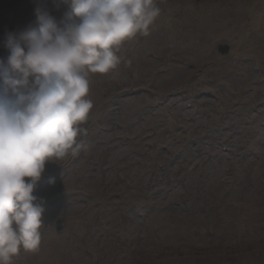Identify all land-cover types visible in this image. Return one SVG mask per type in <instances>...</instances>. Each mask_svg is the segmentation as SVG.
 <instances>
[{"label": "rangeland", "instance_id": "rangeland-1", "mask_svg": "<svg viewBox=\"0 0 264 264\" xmlns=\"http://www.w3.org/2000/svg\"><path fill=\"white\" fill-rule=\"evenodd\" d=\"M212 1L163 0L149 34L120 46L117 68L89 75L93 107L78 137L86 147L46 162L34 190L41 245L12 264H264V134L253 132L264 127V30L237 36L262 70L243 58L246 67L226 72L236 69H226L236 41L223 33L212 37L213 57L196 56L208 47ZM37 6L58 21L67 10L0 0V57L8 33L35 24Z\"/></svg>", "mask_w": 264, "mask_h": 264}, {"label": "clouds", "instance_id": "clouds-1", "mask_svg": "<svg viewBox=\"0 0 264 264\" xmlns=\"http://www.w3.org/2000/svg\"><path fill=\"white\" fill-rule=\"evenodd\" d=\"M163 0H52L67 6L59 21L43 6L35 24L8 33L0 57V264L36 251L44 208L35 194L46 162L76 155L93 107L89 75L121 62L120 46L148 35ZM30 178V179H25Z\"/></svg>", "mask_w": 264, "mask_h": 264}, {"label": "bare ground", "instance_id": "bare-ground-1", "mask_svg": "<svg viewBox=\"0 0 264 264\" xmlns=\"http://www.w3.org/2000/svg\"><path fill=\"white\" fill-rule=\"evenodd\" d=\"M206 23L210 24L209 28L207 27L209 30L208 34L219 35L223 33V35L230 37L232 40L236 41V44L232 50L235 61L226 62V69H230L233 66L236 67V69H230V70H227L226 72H229V73L232 72L233 74H235L237 70L239 71L241 68L246 67L247 65H244L241 63L242 58L250 59L253 62L254 68H258L259 70H262L263 67L260 64L256 63L255 55L250 54L254 49H251L250 46H241L238 42L237 36L239 38H242V37L244 38L246 36L249 37V34H250L252 38L253 36L259 37L257 34L252 35L251 33H248V27L254 26L256 28L257 33H260L264 30V0H222L220 2L219 0H214L207 6ZM212 49H213L212 45H211L210 50L200 49V48L196 49V50H201V51H198L195 55L203 56L206 54L210 56L212 55L213 57V54L215 52L212 51ZM260 51L261 52L263 51L262 47H260ZM221 60H222L221 58L216 57L214 61L216 62L215 65L220 66L219 62ZM212 67L213 66L211 67L209 66L208 68H206L208 71V74L211 72ZM244 74L248 75L249 73L248 71H244ZM222 75H224V73ZM206 79H211V77H208ZM186 83L188 82H185V84ZM260 113L262 115L259 116V118L261 121H264V111L261 110ZM244 115H247V114H244ZM253 132L255 136L262 135L264 134V128L255 126V129L253 130ZM259 143L260 141L256 138V140H254L250 144L251 150H257ZM247 161H250V158H246L245 156L242 158V160H240L239 167H243L242 170L244 172L248 166ZM226 167L227 169L224 168L222 170L223 173L227 172L228 170H232V169H229L228 165ZM244 172L241 176L243 178H245L246 176L244 175ZM253 180L257 181L256 178H253ZM259 193H261L262 197H264V192L259 191ZM139 210L140 208H138V211ZM242 213L244 212H241V214Z\"/></svg>", "mask_w": 264, "mask_h": 264}]
</instances>
